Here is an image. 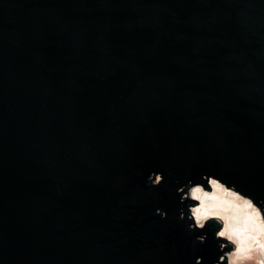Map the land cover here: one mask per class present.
Returning a JSON list of instances; mask_svg holds the SVG:
<instances>
[{
    "label": "water",
    "instance_id": "95a60500",
    "mask_svg": "<svg viewBox=\"0 0 264 264\" xmlns=\"http://www.w3.org/2000/svg\"><path fill=\"white\" fill-rule=\"evenodd\" d=\"M204 174L264 200V0H0V264H213Z\"/></svg>",
    "mask_w": 264,
    "mask_h": 264
},
{
    "label": "clouds",
    "instance_id": "9594fccd",
    "mask_svg": "<svg viewBox=\"0 0 264 264\" xmlns=\"http://www.w3.org/2000/svg\"><path fill=\"white\" fill-rule=\"evenodd\" d=\"M200 180L203 182L188 180L176 189L180 203L188 202L187 216L182 207L177 217L186 222V231L204 232L210 224L216 226L214 239L221 254L213 264H264V200L257 201L216 175L204 174ZM146 182L158 187L163 176L149 174ZM155 214L167 218L160 209ZM206 238V234L196 236L194 244H203ZM195 264H202L201 258L197 257Z\"/></svg>",
    "mask_w": 264,
    "mask_h": 264
}]
</instances>
